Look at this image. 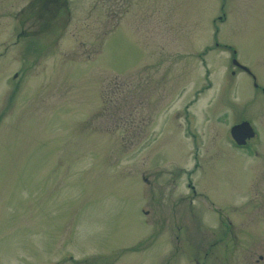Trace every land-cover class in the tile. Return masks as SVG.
I'll list each match as a JSON object with an SVG mask.
<instances>
[{
    "label": "rangeland",
    "instance_id": "1",
    "mask_svg": "<svg viewBox=\"0 0 264 264\" xmlns=\"http://www.w3.org/2000/svg\"><path fill=\"white\" fill-rule=\"evenodd\" d=\"M30 1L0 0V264H264V0Z\"/></svg>",
    "mask_w": 264,
    "mask_h": 264
},
{
    "label": "water",
    "instance_id": "2",
    "mask_svg": "<svg viewBox=\"0 0 264 264\" xmlns=\"http://www.w3.org/2000/svg\"><path fill=\"white\" fill-rule=\"evenodd\" d=\"M250 129L251 128L247 122H240L238 124L233 125L230 128V136L236 144L242 145L244 143L243 138L244 137L246 138L252 135V132H250Z\"/></svg>",
    "mask_w": 264,
    "mask_h": 264
},
{
    "label": "flooded vegetation",
    "instance_id": "3",
    "mask_svg": "<svg viewBox=\"0 0 264 264\" xmlns=\"http://www.w3.org/2000/svg\"><path fill=\"white\" fill-rule=\"evenodd\" d=\"M230 61H231V65H232V64H236V65H237V63H235V62H237V61H236V59H234L233 57H231V60H230ZM237 67H239V70H242V71L244 70L246 74H247V73L250 74V71L248 70V68H247V69L241 68L240 65H238ZM231 73L233 74V71H232ZM260 90H261V92L264 94V89L261 88ZM238 123H240V122H236V123H234L233 125L238 124ZM233 125H232V126H233ZM249 125H250V124H249ZM232 126H231V127H232ZM231 127H230V128H231ZM250 128H251V129H250V132H252V135H250L249 137H246V138L244 137V138H243V139H244V140H243V141H244V143H243L244 145H241V146H243V147H245V145H246V143H247V140H246V139H248V138L250 139V138H253L254 136H256V132H255L254 128H253L251 125H250ZM249 139H248V140H249ZM232 142H233L234 144H236L233 140H232Z\"/></svg>",
    "mask_w": 264,
    "mask_h": 264
},
{
    "label": "trees",
    "instance_id": "4",
    "mask_svg": "<svg viewBox=\"0 0 264 264\" xmlns=\"http://www.w3.org/2000/svg\"><path fill=\"white\" fill-rule=\"evenodd\" d=\"M45 1H46V0H45ZM56 2H57V0H56ZM31 3H32V0H31L30 3H28L27 5H29V4L31 5ZM57 3H58V2H57ZM64 3H65V0H62V5H64ZM62 5H61V6H62ZM27 7H28V6H27ZM39 8H40V10H42L41 7H39Z\"/></svg>",
    "mask_w": 264,
    "mask_h": 264
}]
</instances>
